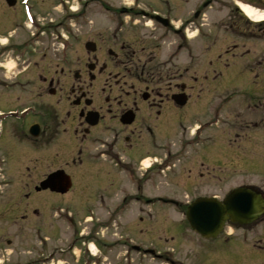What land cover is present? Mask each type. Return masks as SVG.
<instances>
[{"label":"flooded vegetation","instance_id":"obj_1","mask_svg":"<svg viewBox=\"0 0 264 264\" xmlns=\"http://www.w3.org/2000/svg\"><path fill=\"white\" fill-rule=\"evenodd\" d=\"M213 3L0 0V187L10 186V158L17 157L21 168L38 173L36 183L25 182L36 195L50 192L37 188L61 172L71 190L50 193L94 187L91 198L103 208L119 197L107 213L116 223L123 205L125 211L129 204L184 209L200 198H218L158 194L164 188L192 193L201 180L218 184L251 166L263 171L264 101L251 88L236 89L217 105L218 91L226 87L216 82L224 74L219 61H227V69L229 61L242 60L254 79L264 72V27H257L251 48L244 41L200 62L190 43L214 40L201 27ZM228 95L242 100L233 103ZM246 187L264 194L253 184L234 188ZM31 189L21 199L32 197ZM262 225L264 215L247 225L229 218L218 238L208 241L226 246L222 264H264ZM132 249L155 255L152 248Z\"/></svg>","mask_w":264,"mask_h":264},{"label":"rangeland","instance_id":"obj_2","mask_svg":"<svg viewBox=\"0 0 264 264\" xmlns=\"http://www.w3.org/2000/svg\"><path fill=\"white\" fill-rule=\"evenodd\" d=\"M111 1L118 2V0ZM236 1L248 3L246 0H214L212 8L205 11L202 22L204 25L201 29L205 30L207 35L213 33L215 41L199 38L193 40L194 43H190L195 54L199 56L198 61L208 62L211 53L224 54L233 45L244 41L249 42L251 48L253 40L259 38L257 34L263 29L264 23H261L260 30L257 28L260 25H254L257 23L249 21L241 14L244 20L234 11ZM122 2L130 4L132 0H122ZM253 6L259 8L257 4ZM191 8L187 11L195 9V7ZM233 24L236 25L235 28L230 27ZM261 36L262 34L260 38L264 41ZM253 51L256 56H261L259 49L256 48ZM241 62L242 60L238 59L229 61L230 66L226 69L227 61L222 63L219 61L218 70L224 74L223 80L219 78L216 86L226 88L223 92L218 91L223 94L218 93L217 105L222 100L228 102L224 95L231 94L236 89L241 92L251 88L250 91H257L260 99L264 101V72L254 79L252 75L244 71ZM228 98L233 97L228 95ZM240 100L242 98L238 97L232 102ZM226 110L228 112V108ZM221 112L225 117L227 114L225 109ZM260 156L264 164V156L259 154ZM26 161V165L31 166L32 169L30 162ZM1 167L6 168L3 164ZM26 168L27 166L21 168L17 157L10 158L6 182L11 180V184L9 187H0V241H2L0 243V264H46L48 260L49 263L55 264H164L167 261L168 263L180 262L179 264L224 263L223 254L226 246L222 247L215 242L211 244L210 241L201 239L189 229L184 220V213L174 205L155 204L142 207L140 204H129L127 210L122 212L123 217H118L116 223L113 220L110 223L107 220V213L119 204L117 203L119 197L108 200V205L103 208L99 205L97 198H91L97 190L94 187L88 188L80 185L79 188L65 196L50 192L36 195L30 187H25V182L30 180L36 183L38 173L27 172ZM41 170L43 174L44 167ZM2 174L4 175L5 172ZM242 183L256 185L264 192V170L261 171L251 166L245 173H231L226 181L218 184L201 180L198 185L192 187V193L183 188L170 187L164 188L158 194L177 196L180 199H184L186 194L190 196V199L196 196L217 195L219 200H222L225 194ZM30 189L32 197L21 199V195ZM123 189L132 193L131 187ZM154 191L153 188V195H158ZM123 207L122 209H126ZM141 207L144 212L140 211ZM60 209L72 212L73 222L71 224L70 218L66 215L68 211L63 214L61 212L59 218L55 217L54 213H59ZM140 217L144 220L141 221ZM102 223L110 230L102 229ZM262 227L264 228L263 225ZM81 232H84L85 238L90 236L82 240L78 234ZM46 237L51 241L44 242L43 238ZM91 244L96 247L95 257L87 250L88 245ZM134 245L144 249L152 248L155 255L138 253L132 249Z\"/></svg>","mask_w":264,"mask_h":264},{"label":"water","instance_id":"obj_3","mask_svg":"<svg viewBox=\"0 0 264 264\" xmlns=\"http://www.w3.org/2000/svg\"><path fill=\"white\" fill-rule=\"evenodd\" d=\"M62 175L61 172L52 174L37 190L67 193L71 185ZM263 213V196L243 188L233 191L223 203L215 199L197 200L188 207L186 219L194 232L203 238L214 239L220 234L228 218L241 224H250Z\"/></svg>","mask_w":264,"mask_h":264},{"label":"bare ground","instance_id":"obj_4","mask_svg":"<svg viewBox=\"0 0 264 264\" xmlns=\"http://www.w3.org/2000/svg\"><path fill=\"white\" fill-rule=\"evenodd\" d=\"M239 8L244 12V14L251 20L254 21H264V12H260L259 10L255 9L254 7L242 3L240 1L237 2ZM90 249L93 255H96V247L94 245H90Z\"/></svg>","mask_w":264,"mask_h":264},{"label":"trees","instance_id":"obj_5","mask_svg":"<svg viewBox=\"0 0 264 264\" xmlns=\"http://www.w3.org/2000/svg\"><path fill=\"white\" fill-rule=\"evenodd\" d=\"M257 2V1H256ZM258 3V2H257Z\"/></svg>","mask_w":264,"mask_h":264}]
</instances>
